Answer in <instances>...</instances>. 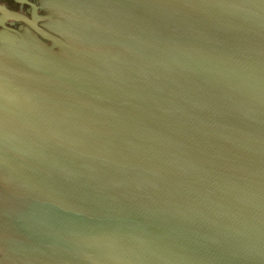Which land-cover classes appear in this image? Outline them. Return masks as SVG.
<instances>
[{"label":"water","instance_id":"1","mask_svg":"<svg viewBox=\"0 0 264 264\" xmlns=\"http://www.w3.org/2000/svg\"><path fill=\"white\" fill-rule=\"evenodd\" d=\"M0 34V264H264V0H40Z\"/></svg>","mask_w":264,"mask_h":264},{"label":"flooded vegetation","instance_id":"2","mask_svg":"<svg viewBox=\"0 0 264 264\" xmlns=\"http://www.w3.org/2000/svg\"><path fill=\"white\" fill-rule=\"evenodd\" d=\"M40 6V0H0V34L45 31L42 26L47 14Z\"/></svg>","mask_w":264,"mask_h":264}]
</instances>
